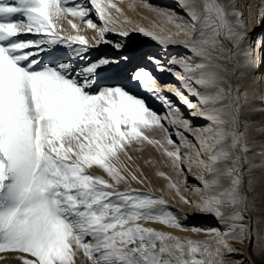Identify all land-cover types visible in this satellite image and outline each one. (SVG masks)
Listing matches in <instances>:
<instances>
[{"label":"snow or ice","instance_id":"6c2138e0","mask_svg":"<svg viewBox=\"0 0 264 264\" xmlns=\"http://www.w3.org/2000/svg\"><path fill=\"white\" fill-rule=\"evenodd\" d=\"M141 3L185 36L119 28L112 10H121L111 0H0V260L16 254L20 264H77L81 256L88 264H252L230 242L247 240L264 264V217L249 215L264 211L255 207L264 175H252L251 122L241 118L242 104L264 111L251 87L264 83V12L246 18L233 0H176L173 9ZM68 16L95 35H61L54 20ZM136 35L187 54L162 61ZM153 67L174 73L181 86L170 92L187 116L163 93ZM238 73L246 76L243 86ZM197 119L204 125L194 126ZM157 130L167 135H150ZM145 143L185 173L186 186L192 167L203 172L191 177L195 199L174 182L169 191L193 214L215 219L214 227L192 226L206 239L165 230L188 229L163 196L130 187L145 178L128 149Z\"/></svg>","mask_w":264,"mask_h":264},{"label":"bare ground","instance_id":"6f19581e","mask_svg":"<svg viewBox=\"0 0 264 264\" xmlns=\"http://www.w3.org/2000/svg\"><path fill=\"white\" fill-rule=\"evenodd\" d=\"M111 2L116 4L117 8H119L121 10L120 13H117L115 10H112L113 15L119 17L120 23L117 25V27H119V28H125L126 27L129 30H132L134 27L147 28L146 25L145 26L143 25L144 22H143V24H140L138 21H136L134 19V15L130 14L127 11L128 5H130V6L132 5L134 7H140L141 6V8L143 7L144 9H146V12H147L145 14H148L149 16L154 15V17H155L157 15V13L155 11H152L149 8L144 7V5L141 3V0H111ZM150 2L153 5V7H160V8H165V9H173L176 7V0H150ZM233 2L235 3L236 8L239 11L244 12L246 18L250 17L254 13L264 12V0H233ZM257 6H259V7H257ZM177 11L179 12V10H177ZM90 16L94 20V22H96L98 24L100 23L98 18L95 17L94 14L90 13ZM157 17H159V16H157ZM75 19L76 18H74V20ZM161 19H163V17ZM74 20H72V21H74ZM125 20H129L131 22L125 24V23H123V21H125ZM75 24H77L76 29H73L71 27V25L69 24L67 27H65L64 29L61 30L63 33H60V34L63 36H65V34H67V35L80 34V35H84L86 38H90V37L95 35V31L93 29H89L85 22L76 21ZM160 24H157V26ZM163 26L164 25H162V27ZM251 28H252V23L249 22V29H251ZM157 31H158L157 33H159L160 35L171 36V37L176 38V39H179V38L185 36V32L183 31V29L178 28L176 26L175 22H169L168 20H167V25L164 27V29L163 30H157ZM260 31H261V29H257V33H259ZM107 38L108 39H119L118 36H115L113 34H109ZM135 40L144 49L151 51V52H155L156 54H158L159 57L162 59V61H167L170 56H180V55L187 54L186 49H184L181 46L169 45L167 48H165V47H162L161 45H159L158 43L151 41L150 38H145L142 35H136ZM100 50H107V46L106 45L101 46ZM152 71L155 75V78L157 80L158 85L163 90V93L165 95H168L173 100V102L179 106L183 115L187 116L188 112L184 108L183 104L180 103L175 96L171 95V92H170V88H169L170 85L175 86V87L181 86L180 83L178 82V79L175 77L174 73L170 74L167 71H158L154 67L152 68ZM175 71H181V69L176 67ZM243 80L247 83L246 76L243 77ZM251 87L256 89V91L253 93V96L256 98L255 103L256 104L264 103V83H260L259 85H252ZM144 97L146 98L150 107H152L154 110H156L161 115H163L165 113V108L161 105V103H159L158 101H156L155 99H153L150 95H148L146 93H144ZM245 119H246V121L251 122L250 127L246 133V143L248 144V147L250 149V151L248 152V156L252 160L257 162V167H255L253 169L252 173L255 174L256 176H262V175H264V169H262L260 167V164L264 163V131H258L257 129L258 128H264V111H253L251 109L250 105L247 104ZM202 122H204V121L199 120V119L192 121L194 126L201 125ZM175 130L176 129L174 127L169 126V132L170 133H174ZM156 132H158V133L162 132L163 134L167 135V133H165L163 131L157 130ZM193 135H195V134L189 133L190 137ZM172 138H173V140L178 139L174 135L172 136ZM169 147H171V146H169ZM181 151L182 152H188L189 149L181 148ZM137 155L139 156V159H141L142 154H137ZM96 172H97V174L103 175L102 171H100L99 169H96ZM192 175H203V172L198 168L192 167L191 174L188 175L187 182H186L187 186L189 188H191V186L196 183V181L191 178ZM184 179H185V173H184ZM159 183L165 184L166 182L165 181H159ZM123 186L126 187L125 185H123ZM123 186L121 185L122 188H123ZM261 192H262V196H261L262 202L261 203H262V206L264 207V186H263V190ZM164 194L169 199L178 200L181 207L185 208V210H187L185 212L188 213V215H190V216L191 215L194 216L193 220H191L193 223L192 226H197L201 229H206V228L213 227V225L216 224V221L212 216L193 214V209H191V210L187 209L188 205L183 204V202L180 201L178 197H174L173 192L169 191V188L164 190ZM193 195H194L193 199H195L198 194L194 192ZM163 198L166 199L165 197H163ZM166 201L168 202V200H166ZM176 208H180V207L177 205H174V209H176ZM187 219H189V218H187ZM192 226H190L187 231L194 233L195 236L197 237V239H206L207 238L206 233H204V232L192 231L191 230ZM178 230L180 232V229H178ZM230 242L233 243L234 247H236L242 253H244V255L250 256L252 259V264H258L257 263L258 259H255L253 257L252 251H251V246L249 245L247 240L244 242V244H240L239 242H232V241H230ZM228 258L229 259H241V258H244V256H231Z\"/></svg>","mask_w":264,"mask_h":264},{"label":"rangeland","instance_id":"374dc122","mask_svg":"<svg viewBox=\"0 0 264 264\" xmlns=\"http://www.w3.org/2000/svg\"><path fill=\"white\" fill-rule=\"evenodd\" d=\"M127 11L130 14L134 15V19L136 21H138L140 24H143V22H144L143 25L144 26L146 25V27L148 29H151V30L154 29L153 31L158 32L157 30H163L164 27L167 25V20L165 18L161 19L162 17L161 18H160V16L157 17L158 15H156L154 17V15H152V14H151L152 16H149L148 14H145V13H147L146 9H144L143 7L141 8V6L140 7H134L132 5L131 6L128 5ZM16 18L22 19V17H19V16H17ZM68 20H74V18L71 16H68V17L61 19V20H58V21L54 20V25H55L56 31L63 33L61 30L69 25ZM76 21L83 22V21L78 20V18H76L72 22L75 23ZM157 24H160V25L157 26ZM162 25H164V26L162 27ZM65 36H67V34H65ZM32 38H34L32 34H22L20 36V39H32ZM237 75L239 78L238 79V86H243L246 83L243 80V77H245V75L242 73H238ZM139 95L144 96V93L141 92V93H139ZM246 108H247V104L241 105L242 121H246V119H245ZM204 123H205V121L202 122L201 125H204ZM150 135L154 136L156 139H162L166 134H163L162 132L161 133L154 132V133H151ZM128 153L131 156L132 161L134 162V165L138 166L142 170V172L144 174V178H145V183H143V184L132 181L130 184L131 188L139 189L142 191H151L156 196L165 197L166 198L165 200H168L167 203L171 206V210H174L176 212L177 216L181 218L184 226L187 229L190 226H192L193 223L191 220H193L194 216L188 215V213L185 212L187 210H185V208L181 207L178 200L169 199L164 194V190L169 188V183L174 182L179 186L180 192L184 196L192 197V198L194 197V195H193L194 192L191 191L190 188L185 185L184 172L181 171L179 168H173L171 163L168 161L166 155L162 154L161 150L158 149L154 145H149L147 143H145L143 145L137 144V145L130 147L128 149ZM137 154H142L141 159H139V156ZM149 161H151V163H149ZM160 172H164L166 175L160 176L159 175ZM252 175L256 176L253 173H252ZM256 177H260V176H256ZM159 181H165L166 183L160 184ZM262 190H263V186L258 185L257 186V196L255 197V200H256L255 207H257V208L263 207L262 203H261L262 202L261 201V196H262L261 191ZM174 205H177L180 208L174 209ZM187 207H188L187 209H190V210L192 209L190 206H187ZM249 215L253 216V217H264V211L250 212ZM185 217H186V219H185ZM187 218H189V219H187ZM215 225L216 224H214L213 227ZM148 226H152V227H156V228L162 227L161 225L156 224V223H152ZM163 227L165 228V230L172 231L175 235L183 236L185 238L197 239L195 234L190 232V231L180 230V232H179L178 229H168L167 226H163ZM0 255H3V254H0ZM252 255L255 259H258L257 260L258 264H262L261 260L256 255H254L253 253H252ZM0 264H20V261L17 258L16 254H8L6 259L0 260ZM77 264H88L87 258H85L83 256L79 257L77 259Z\"/></svg>","mask_w":264,"mask_h":264}]
</instances>
